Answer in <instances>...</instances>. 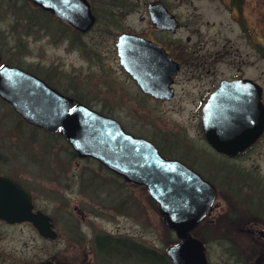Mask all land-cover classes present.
Wrapping results in <instances>:
<instances>
[{
  "label": "rangeland",
  "instance_id": "rangeland-1",
  "mask_svg": "<svg viewBox=\"0 0 264 264\" xmlns=\"http://www.w3.org/2000/svg\"><path fill=\"white\" fill-rule=\"evenodd\" d=\"M129 1L137 9L127 19L138 26L141 6L137 0ZM165 1L179 15L181 26L173 38L185 51L183 65L174 74V95L169 100L156 102L139 95L113 58L111 39L121 9L117 5L128 4L123 0L102 4L92 0L100 19L82 37L83 49L68 53L55 48L51 37L37 30L40 27L52 32L57 24L53 15L39 13L30 1L0 0L2 62L20 64L59 85H77L86 93V101L109 110L135 134L152 136L160 132L169 142L191 148L194 159L189 154L185 159L216 183L227 162L209 151L202 138L201 99L219 79L238 74L239 69L247 76L260 77L263 68L264 90V47L263 66L255 48L262 30L264 46V0H244L243 14L236 19L229 13L226 0ZM248 29L250 37L242 32ZM174 50L178 53L179 49ZM0 174L28 186L36 207L51 215L57 231V237L48 240L30 223L0 221V264H153L133 255L101 253L94 238L108 233L164 254L166 247L177 241L145 186L118 178L95 160H77L62 136L26 122L1 98ZM223 175L219 200L224 208L215 222H202L194 233L206 244L209 264H244L252 259L247 251L252 245L243 232L235 237L223 220L228 217L230 204L228 178ZM76 207L83 211L84 218ZM233 251L239 256L235 258Z\"/></svg>",
  "mask_w": 264,
  "mask_h": 264
},
{
  "label": "water",
  "instance_id": "water-1",
  "mask_svg": "<svg viewBox=\"0 0 264 264\" xmlns=\"http://www.w3.org/2000/svg\"><path fill=\"white\" fill-rule=\"evenodd\" d=\"M31 1L79 29L89 28L94 20L87 0ZM149 11L157 25L176 28L174 15L162 4H150ZM148 43L134 34H119L120 61L143 90L170 99L169 85L178 66L162 48ZM0 98L26 122L50 133L59 131L78 157H91L125 181L145 186L164 225L176 235L177 241L165 249L171 264H208L204 242L191 231L212 209L215 188L199 172L163 157L151 141L125 131L115 118L81 102L73 105L71 97L18 66L0 64ZM199 124L203 138L216 151L233 155L242 150L264 128L260 86L250 78L221 79L199 108ZM0 220L27 221L42 238L57 237L51 215L33 209L30 191L4 174Z\"/></svg>",
  "mask_w": 264,
  "mask_h": 264
},
{
  "label": "flooded vegetation",
  "instance_id": "flooded-vegetation-1",
  "mask_svg": "<svg viewBox=\"0 0 264 264\" xmlns=\"http://www.w3.org/2000/svg\"><path fill=\"white\" fill-rule=\"evenodd\" d=\"M30 1L34 7L43 14V12H49L53 17L55 18L54 21L57 23L56 26L54 24V29L52 32L49 31L47 28H37L39 32L44 31V33L47 36L51 37V43H53L55 48L62 49L66 53L71 52L75 50L76 48H81V46L84 43L82 37L89 33L96 23H98L100 16L97 13V9H95L94 4L92 3V0H87L89 3L90 10L92 14L94 15V20L89 28L87 29H79L76 28L73 24L69 23L67 20L63 19L62 17L56 15L55 13L44 10L40 6L34 4L31 0ZM96 3L106 1V0H95ZM124 2H127L128 4H118L117 6L120 7L118 12L119 16V25L117 26L116 30L112 34V53L113 58L116 61L119 69L129 77L131 80V83L133 85V89L137 91V93L141 96L150 98L156 102H163L165 100H169L167 98L162 97H156L154 94L146 92L143 90L139 84L132 78V76L125 70L123 64L120 61V55L117 50L116 42L117 37L119 34L122 33H129L134 34L137 36H140L143 40L149 42L147 45L151 46L152 48H162L163 51L169 56V58L174 61L178 69L183 65L184 58H182V55L185 54L184 48L180 45V43H176V39H174V35L177 32V29L181 26V21L179 18V15L173 11L171 6L166 3L165 0H137L139 2V5L141 6L142 14L140 15V25L136 26L133 22L128 21V16L131 13V11L136 10V5L132 4L129 0H123ZM244 0L236 1V0H226V5L228 11L230 14H234V19L238 18L243 14V3ZM150 4H162L170 13H172L177 21V26L174 30L161 27L157 25L150 16L149 11V5ZM29 17V16H27ZM39 17V15H38ZM42 26V24H41ZM249 37L251 34H249L248 31H242ZM151 42V43H150ZM86 44V43H85ZM158 46V47H157ZM179 49L178 53L174 49ZM263 30L260 32V38L255 42V48L258 51L260 60L262 62L263 66ZM181 57V60L179 59ZM7 63L9 65H15L23 70H26L27 72H30L32 74H35L36 76L42 78L48 85L55 88L62 94H65L72 98L73 105L77 102H81L85 105H87L90 108H93L94 110L100 112L101 114H104L106 116H110L112 118V115H110V111L107 109H100L96 108L93 104L89 103L85 99V92L81 91L77 85H74L73 83L69 84H56L54 82V79L48 78V77H41L39 73H35L29 69L24 68L20 64L10 63V62H2L1 52H0V64ZM176 71V72H177ZM238 74H234L231 77L228 78H221V79H239V78H250L253 81H255L260 86L261 91V102L264 104V90H263V68L260 69V77H251L245 75L242 70H238ZM219 79L216 84H214L211 89H209L201 99V104L206 98V96L214 90L220 83ZM174 84V74L172 75V82L170 83V87H173ZM174 91V88H173ZM174 95V92H173ZM172 95V97H173ZM171 97V98H172ZM170 98V99H171ZM200 104V106H201ZM200 108V107H199ZM21 117V116H20ZM22 118V117H21ZM116 119V118H115ZM123 129L135 136H140L143 138H146L147 140L151 141L159 151V153L169 159H177L183 163H185L187 166L191 167L193 170L197 172H201L199 169H196L197 166L192 164L188 161V159H185L186 156L189 154L191 159H194L195 155H193V150L191 148H184L183 145L177 146L176 142H169L163 133H155V135L152 136H145L144 134H135L134 132L128 130L118 119H116ZM200 126V124H199ZM40 128V127H39ZM201 131V128H200ZM58 134L59 131H57ZM202 135V133H201ZM203 138V135H202ZM204 139V138H203ZM263 139H264V128H262L261 133L259 136L251 142L248 146L243 148L242 150L238 151L237 153L233 155H226L221 152L216 151L213 147H211L206 141L207 147L209 148V151H212L216 154H218L219 158L223 160L224 162H227V168L225 171L219 170L222 175L223 173H226V177L228 178V192L230 193V204L228 203V211H227V218H223V220H227L228 227H230L232 230V233L234 231L235 234H240L241 232L245 233L246 235V241H249V244H251V249L247 250L250 252V256L252 259L249 262H246L244 264H264V222H263V208H264V193H263ZM205 140V139H204ZM72 151V150H71ZM73 155L76 157L77 160L81 159H91L95 160L93 158L85 157L80 158L78 157L74 151H72ZM254 160V161H252ZM96 161V160H95ZM101 167H103L106 171L110 172L111 174L117 176L118 178L123 179L122 176L114 173L113 171L109 170L105 166L101 165L98 161H96ZM229 162V163H228ZM219 172V179L216 180V178L213 176V179L216 180V183H214L209 177L204 175V173H200L201 176L207 180H209L215 188V197L213 200V206L210 210L209 214H207L196 227H198L202 222H215L216 218L220 216V212H222L224 208V202L219 200V187L221 182H223L224 175L222 176ZM5 175V174H4ZM10 176V175H8ZM13 179H15L17 182L23 184L31 193L32 203H33V209H39L36 207L34 201H33V193L31 192V189L26 186L21 180H18L17 178L10 176ZM125 181V180H124ZM127 182V181H126ZM132 183V182H128ZM76 209H78L76 207ZM41 210V209H40ZM43 211V210H42ZM78 211L81 214V217L84 218L85 215L83 211L78 209ZM3 221V220H0ZM5 222V221H3ZM6 223V222H5ZM29 222L23 221L20 223H13V224H27ZM54 223V222H53ZM195 227V228H196ZM195 228L191 231L192 234L195 235ZM236 237V235H235ZM204 242V241H203ZM248 244V243H247ZM246 244V245H247ZM205 245V252L207 256V249L206 244ZM237 245L235 244V248ZM233 251V256L235 257V254ZM239 256V255H238ZM236 258V257H235ZM244 258H242L243 262ZM208 261V258H207ZM241 261V260H240ZM88 264V263H87ZM209 264V261H208Z\"/></svg>",
  "mask_w": 264,
  "mask_h": 264
},
{
  "label": "trees",
  "instance_id": "trees-1",
  "mask_svg": "<svg viewBox=\"0 0 264 264\" xmlns=\"http://www.w3.org/2000/svg\"><path fill=\"white\" fill-rule=\"evenodd\" d=\"M236 1L240 2L241 0ZM94 242L98 250H100L99 252L101 253L112 252L122 255V257L133 255L136 258H143L145 260L148 259V261H151L153 264H171L166 254L161 253L154 248L145 246L141 243L132 241L129 238L120 236L117 237L112 236L108 233H103V235H96L94 238Z\"/></svg>",
  "mask_w": 264,
  "mask_h": 264
}]
</instances>
